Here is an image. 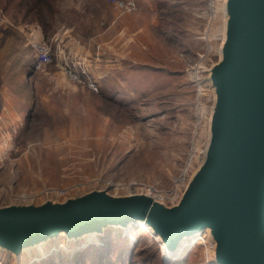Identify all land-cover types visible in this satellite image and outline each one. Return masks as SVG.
<instances>
[{
    "label": "rangeland",
    "instance_id": "rangeland-1",
    "mask_svg": "<svg viewBox=\"0 0 264 264\" xmlns=\"http://www.w3.org/2000/svg\"><path fill=\"white\" fill-rule=\"evenodd\" d=\"M126 1L133 7L116 4ZM222 4L0 0V86L20 99L0 109V207L166 189L206 146L207 71L219 59ZM29 31L49 45L43 67L24 43ZM198 237L168 255L147 229L106 227L96 238L58 235L17 256L0 250V262L214 264L209 238Z\"/></svg>",
    "mask_w": 264,
    "mask_h": 264
},
{
    "label": "water",
    "instance_id": "water-1",
    "mask_svg": "<svg viewBox=\"0 0 264 264\" xmlns=\"http://www.w3.org/2000/svg\"><path fill=\"white\" fill-rule=\"evenodd\" d=\"M226 12L222 58L208 79L216 97L206 146L178 202L96 190L61 203L10 204L0 207V245L16 252L59 231L67 239L141 219L169 251L183 233L208 226L217 264H264V0H227Z\"/></svg>",
    "mask_w": 264,
    "mask_h": 264
},
{
    "label": "bare ground",
    "instance_id": "bare-ground-1",
    "mask_svg": "<svg viewBox=\"0 0 264 264\" xmlns=\"http://www.w3.org/2000/svg\"><path fill=\"white\" fill-rule=\"evenodd\" d=\"M226 2L227 0H223V4H222V10H223V15H224V21H223V30H222V42L220 44V48H219V59L218 61L222 58V47H223V44L226 40V36H227V23H228V14L226 12ZM216 63H214L213 65H215ZM211 65L210 68L208 69L207 73H208V79L210 78V74H211V67L213 66ZM210 82V81H209ZM210 86H211V89H212V92H213V99H215L216 95H215V89H214V86L210 83ZM212 111H213V107L211 106V110H210V114H209V120H208V133H209V127H210V121H211V118H212ZM203 152H204V149L203 151L201 152L200 155H203ZM201 160V159H200ZM201 163L199 162L197 167L194 168L192 170V172L190 173L189 177H188V180L191 176H193L195 174V172L197 171V169L199 168V165ZM188 182V181H187ZM187 185V184H186ZM128 188H132V184L129 183L127 185ZM106 195H109V196H112V197H118V196H115V195H110L108 194L107 192H105ZM81 195V194H80ZM127 195V194H126ZM144 195V194H143ZM69 198H72V197H69ZM51 201V200H50ZM44 202V201H43ZM43 202H40L43 203ZM54 203V201H51ZM63 202V201H62ZM58 203H61V202H58ZM161 204V203H160ZM176 204V203H175ZM173 204V205H175ZM163 206H166L164 204H162ZM171 205V206H173ZM166 207H170V206H166ZM131 225H136V226H140L141 228H144V229H147L148 232L150 234H152L155 238H156V241L159 243V246L160 248L163 249V251L165 252V254H168V255H171L175 249H177V247H181L183 245H185L186 241L189 240V239H192L194 236L198 235L199 237L196 239V242L198 243H204V239L205 238H209L208 237V234L206 231H209L210 228L208 226H205L204 228H202L201 230L205 229L202 233L199 234V231H193V232H190V233H183L179 239L177 240V245L169 251V249L165 246L164 244V241L161 239V237L159 236V234H157L154 229L152 228L151 225L145 223L143 220L141 219H136L134 221H129L127 224H124V223H115V224H106V225H101L99 226V228L97 229H92V230H88V231H84V232H81L80 234L76 235V236H66L67 239H80V238H84V237H97V236H100L101 233H102V230L106 227H112V228H116V229H126L127 227L131 226ZM58 235H63L65 237V234L63 231H59L57 233V235L55 236H50V237H45V238H41V239H38L30 244H26V245H23V246H20V248L18 249V251H12L10 250L9 248H6L2 245H0V250H2L3 252H5L6 254H11V255H15L17 256L19 254V252L21 250H29L30 248H37V249H41L42 248V245L50 240V239H54L56 236ZM200 240V241H198ZM95 241H97V239H95ZM169 251V252H167ZM213 263L214 264H217L216 260H213Z\"/></svg>",
    "mask_w": 264,
    "mask_h": 264
},
{
    "label": "built area",
    "instance_id": "built-area-1",
    "mask_svg": "<svg viewBox=\"0 0 264 264\" xmlns=\"http://www.w3.org/2000/svg\"><path fill=\"white\" fill-rule=\"evenodd\" d=\"M116 4L125 9L133 7V4L129 1L117 2ZM23 40L34 57V66L36 68L43 67L50 63L51 56L49 45L42 40V37L40 35H38L35 31H29L27 34L24 35ZM66 75L70 79L76 78V75L69 70L66 71ZM203 144L201 148L203 147ZM199 155L200 150L197 151L195 155H191L187 158L183 166L178 170V173L171 179L170 185L166 189H164L163 191L152 190L151 196L147 194L144 195L150 197L153 201L164 204L166 206H171L177 203L181 193L186 187L190 173L197 165V157ZM45 193L51 195L53 194V191L51 189H48L45 191ZM209 246L211 249L213 248V243L211 242V240L209 242Z\"/></svg>",
    "mask_w": 264,
    "mask_h": 264
},
{
    "label": "crops",
    "instance_id": "crops-1",
    "mask_svg": "<svg viewBox=\"0 0 264 264\" xmlns=\"http://www.w3.org/2000/svg\"><path fill=\"white\" fill-rule=\"evenodd\" d=\"M7 93H8V88L7 87H5V86H0V104H2L1 106H0V109L1 110H8V101L7 100H12L13 101V99H15V98H13L12 97V99L10 98V97H7ZM20 101V99L18 98H16L15 100H14V102H17V101ZM0 116H1V114H0Z\"/></svg>",
    "mask_w": 264,
    "mask_h": 264
}]
</instances>
